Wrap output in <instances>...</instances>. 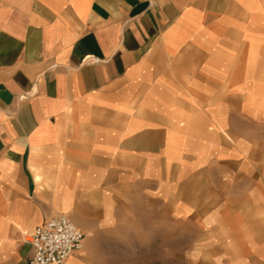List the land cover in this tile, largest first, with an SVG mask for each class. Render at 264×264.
I'll use <instances>...</instances> for the list:
<instances>
[{"label": "crops", "instance_id": "0c3cea01", "mask_svg": "<svg viewBox=\"0 0 264 264\" xmlns=\"http://www.w3.org/2000/svg\"><path fill=\"white\" fill-rule=\"evenodd\" d=\"M264 264V0H0V264Z\"/></svg>", "mask_w": 264, "mask_h": 264}, {"label": "built area", "instance_id": "2783aa9c", "mask_svg": "<svg viewBox=\"0 0 264 264\" xmlns=\"http://www.w3.org/2000/svg\"><path fill=\"white\" fill-rule=\"evenodd\" d=\"M83 237L65 214L53 216L31 235L34 254L28 264H65L70 255L80 250Z\"/></svg>", "mask_w": 264, "mask_h": 264}]
</instances>
